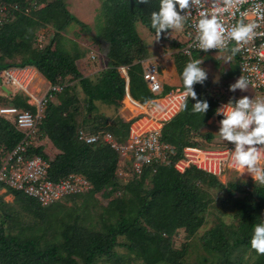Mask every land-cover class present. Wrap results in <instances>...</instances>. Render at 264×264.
<instances>
[{"label":"trees","instance_id":"16d2710c","mask_svg":"<svg viewBox=\"0 0 264 264\" xmlns=\"http://www.w3.org/2000/svg\"><path fill=\"white\" fill-rule=\"evenodd\" d=\"M158 6L159 0H150L149 5H138L135 0H105L100 19L92 26L94 33L87 39L96 53L94 60H99L103 69L84 76L78 62L86 56V47L81 48L64 33L72 24L89 33L92 28L71 14L65 0H0V72L31 66L49 84L64 85L45 105L34 139V143L48 140L54 156L48 158L44 147L37 144L29 146L30 154L49 161L53 181L77 174L90 182V191L66 198L74 202L82 197L80 210L84 213L89 203H97L95 195L109 199L105 207L99 204L103 211L97 222H92L91 217L78 215L79 209L67 201L62 204L65 198L45 207L34 197L8 190L6 193L14 196L12 202L0 196V264H183L186 245L176 248L173 238L179 230L188 238L195 236L210 216L217 222L199 238L205 251L198 256L200 264L207 262L206 253L213 255L214 264H264V255L250 247L254 226L264 220V185L240 176L224 184L193 166L184 172L174 166L183 147L220 146H216L219 122L214 114L218 102L246 96L238 89L228 90L241 76L239 57L232 56L230 49L207 53L195 50L186 55L182 52L185 42L173 38L172 30L156 41L150 13ZM137 23L146 29L145 37L138 34ZM39 30H51L50 37L45 33L48 42L42 48L35 45ZM157 48L162 49V56L169 55L181 89L180 74L185 65L202 60L207 79L193 88L198 99L208 102L209 109L203 116L193 113L195 101L189 98L187 110H179L162 129V140L175 149L170 162L144 169L139 176H120L119 157L110 145L102 141L87 144L79 141L77 134L80 130L89 134L109 132L115 141L122 142L129 123L121 116H104L100 107L123 105L121 111L128 118L137 114L132 99L143 104L155 98L143 80L141 62L157 57ZM230 62L237 64L235 70ZM121 66L127 67L131 100L125 97V80L118 71ZM171 90L163 85L162 95ZM27 101L20 91L12 96L0 95L1 105L35 113V106ZM23 137L11 118L0 117V150L10 151ZM148 181L150 187L145 185ZM209 189L224 191L219 210L211 205ZM23 210L27 220L22 222L19 218ZM226 214L237 223L226 226L221 218Z\"/></svg>","mask_w":264,"mask_h":264},{"label":"built area","instance_id":"2783aa9c","mask_svg":"<svg viewBox=\"0 0 264 264\" xmlns=\"http://www.w3.org/2000/svg\"><path fill=\"white\" fill-rule=\"evenodd\" d=\"M206 6L209 11L213 10L211 0ZM192 14V20L185 22L182 28L186 37L182 52L186 55H190L191 51L199 50L190 47L196 43L195 29L191 27V23L198 18L194 10ZM221 18L225 26H230L238 20L257 25L256 34L246 44H243L236 54L239 57L240 75L251 82L250 87L253 90L251 98L253 100L264 99V0H247L238 8H229ZM36 43L38 48H42L47 43L44 31L37 34ZM235 46L233 42L229 45V49ZM208 52L222 51L210 49ZM141 64L143 80L155 98L151 100L152 103L139 105L142 111L132 118L125 140L115 141L109 132L89 134L80 130L77 134L81 142L91 144L102 141L110 145L119 157L118 173L120 176H129V174L139 176L144 169L169 163L171 156L175 153V149L162 140V129L179 112L180 95L183 89L176 87L167 94L159 96L162 94L163 86L158 79L157 66L146 61ZM34 70L31 66H16L0 72V77L10 78L12 83L18 86V90L28 97L27 103L36 108L35 113H32L0 104V117L11 118L17 130L24 134L21 141L10 151H0V185L6 190L23 192L36 198L43 206H49L67 196L88 192L92 186L88 180L77 174H69L59 181L51 180L49 161L40 155L30 154L29 146L35 145L34 139L38 121L42 117V108L48 101H52L54 94L59 93L64 87L63 84H49L42 97L35 99L28 91L29 84L35 79ZM118 71L125 80L128 96L127 67L121 66ZM31 98L33 102L30 101ZM225 104L227 103L220 101L217 108ZM217 117L216 115L215 119ZM219 117L223 119V116ZM233 147L232 144L218 147L186 146L183 147L181 157L174 166L180 172L193 166L218 178L224 177L231 171L240 175V172L231 164L229 153ZM261 163L264 164V153L261 155Z\"/></svg>","mask_w":264,"mask_h":264},{"label":"clouds","instance_id":"9594fccd","mask_svg":"<svg viewBox=\"0 0 264 264\" xmlns=\"http://www.w3.org/2000/svg\"><path fill=\"white\" fill-rule=\"evenodd\" d=\"M246 2L247 0H211L213 10L209 11L206 6L209 0H159L158 10L150 13V25L155 30V40L159 41L162 33L167 36L169 30L182 29L185 22L192 20L194 10L198 18L192 21L191 27L195 29L196 43L190 47L207 53L210 49L229 50V45L235 42L236 46L230 49L234 56L241 46L256 34L257 25L238 20L230 26H225L221 17L229 8H238ZM135 3L149 5L150 0H135ZM94 58L90 56V59ZM227 59L230 60L231 57ZM201 64L200 59L191 60L180 74L183 91L180 95L179 110H187L188 100L191 98L195 101L192 104V112L203 116L208 111L209 104L206 100L198 99L193 88L195 84L203 85L207 79V72ZM250 86L251 82L240 76L229 85L228 90L235 92L239 89L243 92ZM125 97L132 99L129 92ZM151 100L145 103H152ZM136 103L138 106L145 104ZM214 114L223 116V119L218 121V138L234 146L229 153L232 166L240 175L246 172L251 175L247 178L264 184V164L261 163V155L264 153V99L253 100L248 96L235 100L230 98L228 103L218 107ZM128 123L130 125L131 121ZM250 247L257 254L264 255V220L254 226Z\"/></svg>","mask_w":264,"mask_h":264},{"label":"rangeland","instance_id":"374dc122","mask_svg":"<svg viewBox=\"0 0 264 264\" xmlns=\"http://www.w3.org/2000/svg\"><path fill=\"white\" fill-rule=\"evenodd\" d=\"M65 2L67 3L68 9L71 12V14L76 17L77 19L85 22L86 24H90L89 25V29L92 28L91 32H87L85 29L83 30L82 28H80L78 25L72 24L67 31L64 33L66 38H70L73 40H76L79 44V46L82 48L86 47V56L84 58L88 59V56H94L96 57V53L93 50V47L91 45V41L88 40V37L90 35H93L94 33V29L92 27V25L94 26V24L96 23V21L98 19H100L101 17V10L104 8L105 5V0H65ZM3 9V8H2ZM89 17V19H87ZM85 18L87 20H85ZM91 20V22L89 23V21ZM98 23V22H97ZM96 23V24H97ZM137 31L138 34L141 37H145L146 36V29L140 24L137 23ZM42 31H44L45 33H48L47 35L50 37V33L51 30H39L38 34H40ZM181 29H173L171 32V35L173 38H177L179 41L181 42H185L186 41V37L185 35L182 33ZM48 42V41H47ZM158 44L157 42L154 43V46ZM36 45V44H35ZM92 47V48H91ZM166 49L168 50V47H166ZM156 52L158 53L157 57H154L153 59H148L147 63H152L155 62L157 67H160L162 69L161 73L158 74V79L160 81V83H162L163 85H165L168 89H173V85H172V78H173V72L171 69V63L169 62V55H165L162 56L163 51L161 48H157ZM172 52L171 48L169 53ZM211 58V57H210ZM209 65V64H208ZM230 66L235 70L237 64L235 62H230ZM78 67L81 69V72L84 76H91L93 74H95L98 70H102L103 67L101 66V63L99 62V60H93L90 59L83 63H81V61L78 62ZM215 69V68H214ZM220 67H217L216 71H219ZM34 74H35V79L29 84L28 86V91L30 92L31 95H33V97L35 99H40L43 95V92L46 90H42L39 87V84L36 83V77L40 76L41 74L35 69L34 70ZM208 72V71H207ZM217 73V72H214ZM175 77L178 78L176 71L174 72ZM218 76H216L217 78ZM1 78V77H0ZM42 85V84H41ZM40 85V86H41ZM49 85V84H48ZM2 86H4L8 91V95L5 94V92H3L2 90ZM18 86L16 84H13L10 78H1V82H0V95L1 94H5L6 96H12V94L16 93V91H19L17 88ZM221 89V88H220ZM215 92L218 91L217 89H213ZM219 92V91H218ZM246 94H251V89L249 88L247 91H244ZM159 96H162L159 95ZM33 99L31 98V102ZM123 101V100H122ZM122 101H120L122 103ZM35 102V100H34ZM123 106V105H122ZM122 106H117V108L115 107H110V108H103L100 107L101 111L103 112L104 116H107L109 118H115V117H120V109L122 108ZM45 106L42 108V110L44 111ZM140 108V107H139ZM142 111V109L140 108V111L138 113H140ZM137 113V114H138ZM127 114V113H126ZM135 114V115H137ZM43 115V113H42ZM132 115L130 117L127 118V120H124L123 117H121L125 122H130L132 120V118L135 116ZM42 118V117H41ZM41 120V119H40ZM37 124V129H36V133L38 132V125L39 122ZM210 122V120H209ZM208 122V123H209ZM214 126V125H213ZM218 132V131H216ZM48 140L44 139L43 141H37V146L42 145L44 147V151L47 154L48 158H52L54 155L52 153H50L47 145H48ZM225 143V144H224ZM206 144V143H204ZM229 144L226 141L223 140H219L216 143V146L218 145H226ZM202 146V145H201ZM205 147V146H202ZM120 163H117V167H119ZM234 171L228 172L224 177L219 178L221 180V182H224V184H226L227 182H230L232 179H236V177L238 176V173L236 174V176L233 174ZM245 179H248L247 177H251L250 174H242ZM239 177V176H238ZM252 179V178H251ZM253 180V179H252ZM260 184V183H259ZM145 185H148L149 187L151 186V184L148 182H146ZM260 185H264V184H260ZM250 190H252L251 187H249ZM209 198H211L213 200V203L211 204L212 206L218 207L217 209L219 210V204L221 203V200L225 198L224 195V191H216L214 189H209L207 191ZM7 195L6 200L8 202H12L14 199V196L12 194H8L5 193ZM83 194V193H82ZM80 195V194H78ZM78 195H73V196H78ZM238 195V194H236ZM67 197H72V196H67ZM66 197V198H67ZM81 197V196H80ZM237 197V196H236ZM61 201L62 204H65V202L68 200L66 199ZM94 199L97 201V203L91 202L89 203V206L86 208V213H84L82 210H80V208H82V197L81 198H76L74 200V202L67 201L66 203L70 206H72V208H77L79 209V211H77V214L80 215L82 218H86V217H91L92 222H97V218L98 215L103 211L100 209V205L102 207H105L109 201V199H105L103 197H101L100 194L95 195ZM100 204V205H99ZM228 206H231L230 203H228ZM82 205V206H81ZM81 206V207H80ZM47 207V206H45ZM210 210L212 211V207L210 208ZM88 212V213H87ZM24 210L20 211V221H24L27 220L26 219V215L24 214ZM62 216L61 214L59 215V217ZM222 221L225 223L226 226H231V225H235L237 223V221L233 218V216H230L229 214L223 215L222 217ZM209 222L208 224L204 225L195 236H191V237H187V235L184 233L183 230H179L177 231L178 233L176 234V236L173 238V244L176 248H180L181 245H186V254L184 255L185 259L183 264H200V262H198V256L201 254H204V248L202 245V242L199 240V238L212 226H214V224L217 222L216 220L214 221V216H210L209 218ZM46 238H49L46 236ZM122 249H119V252H121ZM206 258H207V262H205V264H214L212 262H215L213 255L207 254L206 253ZM247 259L252 260V258H250L249 256H246ZM127 262H132L127 261ZM139 261H133L132 264H139Z\"/></svg>","mask_w":264,"mask_h":264},{"label":"crops","instance_id":"0c3cea01","mask_svg":"<svg viewBox=\"0 0 264 264\" xmlns=\"http://www.w3.org/2000/svg\"><path fill=\"white\" fill-rule=\"evenodd\" d=\"M87 19H89V17L87 18ZM86 18H85V20H87ZM81 21V20H80ZM81 22H83V21H81ZM91 22V20L89 21V23ZM83 23H85V22H83ZM86 24V23H85ZM88 26L89 25H91V23L90 24H87ZM93 26V25H92ZM89 58H90V56H88ZM89 58L88 59H86V58H83V59H81L80 61H81V63H83V62H85L86 60L88 61L89 60ZM146 62H150V61H146ZM34 68V67H33ZM35 69V68H34ZM80 69V68H79ZM81 70V69H80ZM36 83L37 84H39V87L42 89V90H45L47 87H48V82L46 81V79L42 76V75H40V76H37L36 77ZM171 82H172V85L174 86L173 88H176V87H178V86H180V81L178 80V78L177 77H175V74H174V72H173V78H172V80H171ZM42 84V85H41ZM162 84V83H161ZM41 85V86H40ZM163 85V84H162ZM239 90V89H238ZM9 91V90H8ZM239 92H242V91H240L239 90ZM243 94H245L246 96H248L249 98H251V96H252V93H253V91L251 90V94H246L244 91L242 92ZM131 102H133L132 100H131ZM135 105V104H134ZM136 105H135V108L133 109V111L134 112H136ZM120 116L121 117H123V116H125L124 115V113L121 111V109H120ZM123 119L124 120H127V117H123ZM213 119L214 118H211V119H209L210 120V122H212L213 121ZM47 147H48V149L50 150L49 152L50 153H54L53 151H54V149H53V147L50 145V144H48L47 145ZM1 151V150H0ZM6 192H8V190H6V189H4L1 185H0V196H2L3 197V199L6 201V202H8L7 200H6V197H7V195L5 194ZM9 194V193H8Z\"/></svg>","mask_w":264,"mask_h":264},{"label":"water","instance_id":"95a60500","mask_svg":"<svg viewBox=\"0 0 264 264\" xmlns=\"http://www.w3.org/2000/svg\"><path fill=\"white\" fill-rule=\"evenodd\" d=\"M0 82H1V78H0ZM2 90H3V92H5V94L8 95V90L4 86H2ZM217 119H218V121L222 120V118L219 116L217 117Z\"/></svg>","mask_w":264,"mask_h":264},{"label":"bare ground","instance_id":"6f19581e","mask_svg":"<svg viewBox=\"0 0 264 264\" xmlns=\"http://www.w3.org/2000/svg\"><path fill=\"white\" fill-rule=\"evenodd\" d=\"M131 100V99H130ZM133 104H135L137 107H136V112L138 113L139 111H140V108H139V106H138V103H136V102H132ZM244 174H248V173H244Z\"/></svg>","mask_w":264,"mask_h":264}]
</instances>
